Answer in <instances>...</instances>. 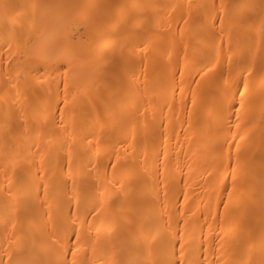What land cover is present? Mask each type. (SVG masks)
<instances>
[{
	"label": "bare ground",
	"instance_id": "1",
	"mask_svg": "<svg viewBox=\"0 0 264 264\" xmlns=\"http://www.w3.org/2000/svg\"><path fill=\"white\" fill-rule=\"evenodd\" d=\"M0 264H264V0H0Z\"/></svg>",
	"mask_w": 264,
	"mask_h": 264
}]
</instances>
